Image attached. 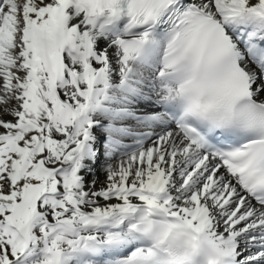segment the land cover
Returning <instances> with one entry per match:
<instances>
[{
	"label": "snow or ice",
	"instance_id": "obj_1",
	"mask_svg": "<svg viewBox=\"0 0 264 264\" xmlns=\"http://www.w3.org/2000/svg\"><path fill=\"white\" fill-rule=\"evenodd\" d=\"M0 264H264V0H0Z\"/></svg>",
	"mask_w": 264,
	"mask_h": 264
}]
</instances>
